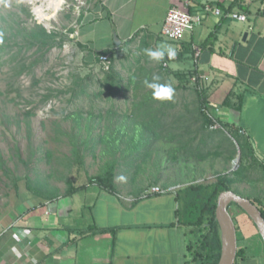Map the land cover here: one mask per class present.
<instances>
[{"label": "crops", "instance_id": "0c3cea01", "mask_svg": "<svg viewBox=\"0 0 264 264\" xmlns=\"http://www.w3.org/2000/svg\"><path fill=\"white\" fill-rule=\"evenodd\" d=\"M176 2L94 0L93 10L80 19L76 40L91 54L107 55L113 72L124 71L128 79L160 74V64L170 74L192 69L218 108L214 116L219 125L244 137L252 156L264 167L258 159L264 157V0H191L188 11L194 30L173 42L160 33L169 7ZM243 5L246 12L240 8ZM215 8L222 15H215ZM231 14L245 15L246 21L234 20ZM212 33L210 45L202 47ZM168 48L176 52L174 58L167 56ZM146 49L163 50L165 57L151 60ZM240 97V110L220 107L226 98L237 105ZM164 105L174 107L172 101ZM166 120L169 124L156 130L153 142L146 147L131 145L129 155L139 156L144 148L178 155L184 150L180 136L187 135L192 141L188 150L205 145L204 139L194 145L201 129L179 126L189 123L185 118ZM122 177L118 181L114 174V193L86 184L72 196L30 198L0 213V264H191L186 250L190 229L182 223L178 193L143 198L149 187L166 188L164 178L144 182L124 173ZM246 250L239 264H264L260 253L248 255Z\"/></svg>", "mask_w": 264, "mask_h": 264}, {"label": "rangeland", "instance_id": "374dc122", "mask_svg": "<svg viewBox=\"0 0 264 264\" xmlns=\"http://www.w3.org/2000/svg\"><path fill=\"white\" fill-rule=\"evenodd\" d=\"M57 1L56 10H46L42 0H0V36L5 39L0 58V213L30 198L64 196L68 183L85 186L88 178L101 173L111 160L116 162L118 181L123 173L129 179L144 182L161 176L166 188H173L176 193L190 185H208L224 178L235 194L255 200L264 210V167L252 154L242 158L238 137L229 130L210 128L212 132L203 131V136L200 130L193 144L204 139L205 145L200 144L197 150L179 151L178 155L161 154L155 149L156 154L144 148L141 155L130 157V150L123 147L119 154L109 151L104 155L103 145L98 144L93 150L90 141L87 147L79 145L90 137L86 127L92 128L96 141L105 129L109 132V128L121 124L131 127L139 116L132 122L124 115L134 111L143 95L151 96V90L145 86L144 76H134V88H129L126 72L122 71L117 75L121 78L120 86H115L110 94L103 86L108 72L102 70L97 53L80 48L75 36L84 13L93 10L94 0ZM39 6L45 10L44 20L35 16L34 8ZM41 28L54 33L57 42L63 41L62 47L43 46L38 50L37 40H33V48L22 50L20 45L31 41L29 35L39 36ZM22 65L31 71L18 75ZM161 66V73L149 75V82L159 77V83L170 84L175 89L171 100L174 107L150 101L159 118L157 123L167 126V117H183L189 123L179 126L201 129L197 94L190 84L194 72L186 68L170 74ZM111 108L117 112L98 116ZM89 113L94 115L90 120L86 118ZM72 114L83 116L81 131L73 129V119L66 118ZM160 116H165L163 122ZM187 136L180 141L187 142ZM132 143L134 148L137 142ZM258 159L264 161L262 156ZM238 168L241 177L234 175ZM146 169L151 172L143 175ZM229 209L238 232L237 247L247 249L248 255L260 253L264 263L263 245L253 223L237 206L231 205ZM239 263L237 259L234 264Z\"/></svg>", "mask_w": 264, "mask_h": 264}, {"label": "trees", "instance_id": "16d2710c", "mask_svg": "<svg viewBox=\"0 0 264 264\" xmlns=\"http://www.w3.org/2000/svg\"><path fill=\"white\" fill-rule=\"evenodd\" d=\"M236 1L237 0H234V2ZM240 8L242 9V11L245 12L248 10V7L244 5L240 6ZM29 37L31 39L30 42H24L20 45L22 50L23 49L28 50L29 48H33L32 44L33 42H36L33 40H37L36 47L38 48V50L41 49V47L43 46L46 47L47 49H50L56 46L62 47L63 44V41L60 42L56 41V35L54 33H46L43 28L40 29L39 36L29 35ZM214 38H215L214 34L213 33L210 34L202 44V47L205 46L207 47L208 45H210V43ZM3 42H5V39L0 36V58L2 57V54H4ZM20 53L21 51H18V55ZM30 66H34V64L31 63ZM27 71H31V70L27 66L25 67L24 65H22L17 74L21 75ZM192 75H196L195 72L192 73ZM143 79L150 81L149 76ZM135 80L136 79H134L133 77H130L126 82L127 86L133 85ZM103 81H104L103 86H107V90L110 94H112V92L115 91V86L117 85L120 86L121 84V78L117 76L111 68L108 72L107 77ZM117 90H120V87H117ZM80 92L84 93V90ZM196 94L198 99V115L199 117H201L202 120L201 134L203 136V131L210 129L212 126V122L204 115L202 109L204 107H209L211 109H218V108L217 106L212 105L211 96L208 95L203 88L201 91H196ZM152 100L153 99L151 98V96L143 95V97H141V100L138 103L136 104L134 103L135 104L134 111H131L129 115H124L126 118L133 120L132 122L135 121L134 120L135 117L139 116V119L136 118V121L140 120V122L135 121L134 123H132L131 127H127L126 124L118 125L115 128L107 127L110 129V131L108 132L107 129H105V133L98 139V141H96L92 137L91 134L92 128L86 127V130L87 132H89L90 137H88L87 140L81 142L79 145L81 147H87V145L89 144L88 142L90 141L91 142L90 148H92V150L95 149V147L98 144L103 145L104 147L103 154L107 155L109 154V151L111 154H115L117 152L119 154V152H121V149L122 147H124V145L131 152L130 147L133 144L132 140H135L137 142L136 146L142 145L143 143L149 144L151 143V141L153 142L152 137L155 135L156 130L164 127V125H161L160 123H157L155 121V117H156L155 112L153 113L152 111L153 108L151 107V103H150V101ZM220 107H224V108L232 107L235 110H240L242 107L241 97L237 105L230 104V101L228 100V98H226L223 100ZM116 112L117 111L111 108L109 110H106L105 112L104 111L99 112L98 116L100 118H103L102 117L103 115H113ZM126 114H128V112H126ZM93 116H94L93 114L89 113L86 118L90 120ZM66 118L73 119V121L75 122L73 129L76 128L79 131L82 130L83 126L81 124L82 121L84 120L82 115L72 114V115H67ZM128 130H131L130 132L133 133L129 135ZM191 142L192 141L189 142L179 141V143L182 145V149L184 150H188L187 147L189 146V144H191ZM236 142H237V146L240 149V154L242 158L243 157L246 158L248 157V155L250 156V154H252L248 142L244 139V137L242 136L240 137L238 135ZM129 154L128 156L131 157V155ZM111 156L114 157V155ZM115 165H116L115 160L108 161L104 165L103 171L101 173L88 178V184L95 185L101 188L102 190L108 191L110 193H114L115 186L113 181L115 174ZM240 172L241 169L238 168L235 171L234 175L236 177L237 176L239 177ZM83 188H85V186L75 187L74 185L68 183L67 191L64 196L66 197L72 196L73 194H75L76 192H78ZM228 190H231V188L228 185L227 181L224 178H218L214 183L208 185H204V184L190 185L184 188L183 190H181L180 193H178L177 196H178V200L180 201V207H181L179 213L181 215V219L183 220L182 223L185 227L190 229L186 250H187V257L190 259L191 264L218 263L220 256V240H219L217 224L215 222L216 199L220 193ZM233 192L236 193L235 191ZM244 198L249 199L248 197H244ZM251 203H253L258 207V209L262 213V216L264 217V210L260 208V205L255 200H252ZM231 205H235V204H231ZM229 208H228V212L230 214ZM236 233H238L237 229H236ZM113 235L115 236V233H113ZM112 242L114 243V237ZM241 258L242 259L245 258V251L244 249L237 247V254L235 261Z\"/></svg>", "mask_w": 264, "mask_h": 264}, {"label": "built area", "instance_id": "2783aa9c", "mask_svg": "<svg viewBox=\"0 0 264 264\" xmlns=\"http://www.w3.org/2000/svg\"><path fill=\"white\" fill-rule=\"evenodd\" d=\"M190 2L191 0H177L176 3L169 7L161 27L160 35L162 38L168 41L179 42L184 39L185 35L192 33L194 30V20L188 11ZM213 13L217 16L222 15V12L217 8L213 9ZM229 16L237 21H246V16L242 14H231ZM98 63L104 72H109L111 68V62L107 55L98 56ZM190 84L195 88L196 91L202 90L198 76L193 75L190 77ZM217 111L218 109H211L209 107H204L202 109L204 115L212 122L211 128H219L225 131V129L219 125L217 119L214 116V113H217ZM170 192H175V189H165L159 186H152L144 191L142 197L146 198L153 195H165Z\"/></svg>", "mask_w": 264, "mask_h": 264}, {"label": "water", "instance_id": "95a60500", "mask_svg": "<svg viewBox=\"0 0 264 264\" xmlns=\"http://www.w3.org/2000/svg\"><path fill=\"white\" fill-rule=\"evenodd\" d=\"M235 204L253 223L264 249V217L256 205L232 190L220 193L216 199L215 222L220 240V256L217 264H234L237 254V233L228 208Z\"/></svg>", "mask_w": 264, "mask_h": 264}, {"label": "clouds", "instance_id": "9594fccd", "mask_svg": "<svg viewBox=\"0 0 264 264\" xmlns=\"http://www.w3.org/2000/svg\"><path fill=\"white\" fill-rule=\"evenodd\" d=\"M145 54L151 60L158 62L162 61L165 57V51L160 49H146ZM167 56L169 58H174L176 56V52L173 49L168 48ZM159 79V77H153L152 82H149L148 80L144 81L145 86L151 90V98L159 102L171 101L174 96L175 89L170 84L159 83ZM120 179H123V177Z\"/></svg>", "mask_w": 264, "mask_h": 264}, {"label": "bare ground", "instance_id": "6f19581e", "mask_svg": "<svg viewBox=\"0 0 264 264\" xmlns=\"http://www.w3.org/2000/svg\"><path fill=\"white\" fill-rule=\"evenodd\" d=\"M42 1L44 2V4H46V6H45L46 10H48V9L56 10L58 8V1L57 0H42ZM34 13H35V16L38 18V20H44L45 10L42 8V6L35 7Z\"/></svg>", "mask_w": 264, "mask_h": 264}]
</instances>
